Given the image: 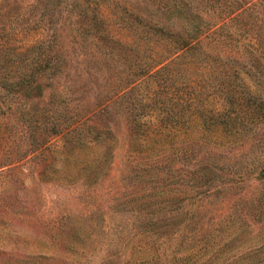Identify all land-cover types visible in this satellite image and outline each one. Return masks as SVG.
I'll return each mask as SVG.
<instances>
[{"label": "rangeland", "instance_id": "1", "mask_svg": "<svg viewBox=\"0 0 264 264\" xmlns=\"http://www.w3.org/2000/svg\"><path fill=\"white\" fill-rule=\"evenodd\" d=\"M206 6L0 0V264H264V120L235 140L199 118L190 137L154 133L159 99L190 79L217 119L215 67L264 115V0L199 35L203 51L170 74L139 75L168 60V30L219 17Z\"/></svg>", "mask_w": 264, "mask_h": 264}, {"label": "trees", "instance_id": "2", "mask_svg": "<svg viewBox=\"0 0 264 264\" xmlns=\"http://www.w3.org/2000/svg\"><path fill=\"white\" fill-rule=\"evenodd\" d=\"M250 1L251 0H207V6L205 7L206 14L208 13V15H211L213 13H217L219 14V17L217 16L215 20L197 17L193 21H189V27L186 28L188 30L185 31V33L181 32L180 30L173 32L168 30L169 35L174 42V49L167 56L168 60L161 64L160 61H158L153 66L149 68L147 67L146 69L140 71L139 75L148 73V75L151 77H156L157 75L164 77V73L170 74L172 67L171 64H169L170 61H178L179 57L185 53L189 54L190 51L196 53L203 51L202 47L197 43L199 39L198 36L208 31L212 26L216 25V23H219L224 17L231 16L234 11ZM164 36L166 39V35ZM216 56L217 55H215V58ZM196 61L197 60L189 61L187 64H185V68L190 69L192 66H195L194 63ZM196 67H198L201 71V78L209 81L207 77H202L206 76L205 68H207V66L205 67V63H199L196 65ZM214 69L215 75L218 77V79L216 85H212V92H214V89L217 90L218 93L222 94L223 98V105L218 112L219 115H217V119H215L213 122L211 121L209 115L207 118H205V109L201 103L208 93H205L201 99L197 98V96H199V92L201 91L198 92L197 90L193 89L192 86L195 84V79H190L188 83H185L187 84V87L179 88V90L174 88V90L177 91L176 94L170 95V97L166 99H159L157 108L161 114L159 116L158 124L156 123V126L159 128L157 127L158 129H155L154 133L157 131L159 136H163L166 139H173V137L178 136L180 131H182L184 137H190V134H187L185 128L190 122L194 121L196 118H199L198 121L201 123L207 121L208 124H214L213 126L218 128V133H222L227 137L226 140H228V138H233L235 140L237 133L241 134L245 129L250 128L252 124L257 125L258 122L264 120V115L262 116V113L260 112L259 114L257 113L258 110H261L262 108L261 104L255 105L256 110H251V103L245 100L242 96L239 97V95L237 96L234 93L235 82L230 75L232 73H221L218 69H216V67ZM186 77H189V75ZM256 114H258L259 117L254 119ZM261 129H264V127ZM256 142L258 143V141ZM185 150L186 149L180 152L182 154L181 156L184 158V161H194L200 159L196 157V155H193L192 150L189 149L187 152ZM260 169L263 171L264 165H261Z\"/></svg>", "mask_w": 264, "mask_h": 264}]
</instances>
